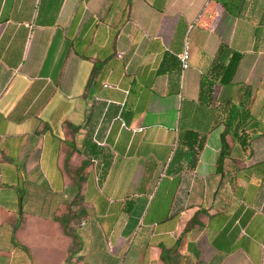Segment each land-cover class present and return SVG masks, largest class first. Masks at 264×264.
Here are the masks:
<instances>
[{"label":"crops","instance_id":"crops-1","mask_svg":"<svg viewBox=\"0 0 264 264\" xmlns=\"http://www.w3.org/2000/svg\"><path fill=\"white\" fill-rule=\"evenodd\" d=\"M0 264H264V0H0Z\"/></svg>","mask_w":264,"mask_h":264},{"label":"trees","instance_id":"trees-1","mask_svg":"<svg viewBox=\"0 0 264 264\" xmlns=\"http://www.w3.org/2000/svg\"><path fill=\"white\" fill-rule=\"evenodd\" d=\"M212 93H213V91H212V83L211 82H206L204 80L203 83H202V97H205V95L207 97L208 95H211ZM198 137L199 136L196 133L188 132L186 134V136H185V139H184L185 142L183 141L184 142V145H187L190 149L197 148V154L199 153V151L203 147V140L202 139H199ZM187 157H189L188 154H187ZM195 163H196V161L193 162L191 164V166H194ZM68 234H70V233H68ZM70 235H72V234H70ZM73 237L75 239V236H73ZM165 257H166V255L162 254L161 259L164 261L165 260Z\"/></svg>","mask_w":264,"mask_h":264},{"label":"built area","instance_id":"built-area-1","mask_svg":"<svg viewBox=\"0 0 264 264\" xmlns=\"http://www.w3.org/2000/svg\"><path fill=\"white\" fill-rule=\"evenodd\" d=\"M189 60H190V49L189 43H185L184 51L180 54V61L182 63L183 69L189 68Z\"/></svg>","mask_w":264,"mask_h":264}]
</instances>
